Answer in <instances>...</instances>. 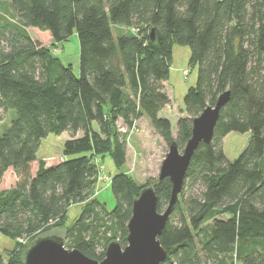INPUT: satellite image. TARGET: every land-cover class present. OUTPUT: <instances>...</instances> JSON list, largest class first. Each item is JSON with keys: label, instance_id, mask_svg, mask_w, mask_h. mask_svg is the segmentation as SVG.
Wrapping results in <instances>:
<instances>
[{"label": "trees", "instance_id": "1", "mask_svg": "<svg viewBox=\"0 0 264 264\" xmlns=\"http://www.w3.org/2000/svg\"><path fill=\"white\" fill-rule=\"evenodd\" d=\"M74 33L78 74L51 52ZM174 43L190 48L198 68L176 138L160 115L171 103L165 82ZM227 90L213 137L194 151L159 236L160 264H264V0H0V108L11 112L0 132V186L8 173L14 180L0 188V235L27 240L7 257L0 252V264H23L27 246L64 227L74 203L85 204L66 230V248L101 260L111 240L125 246L142 187L123 171L111 176L108 210L91 198L100 176L92 160L108 155L120 168L125 141L116 124L129 129L142 117L183 148L192 119ZM64 131L61 153L38 158L41 140ZM232 131L250 139L230 161L222 140ZM196 184L200 192L187 193ZM150 185L161 212L172 184Z\"/></svg>", "mask_w": 264, "mask_h": 264}, {"label": "rangeland", "instance_id": "2", "mask_svg": "<svg viewBox=\"0 0 264 264\" xmlns=\"http://www.w3.org/2000/svg\"><path fill=\"white\" fill-rule=\"evenodd\" d=\"M29 33L33 35L34 29L31 28ZM51 52L56 55L63 64H70L74 73L78 74L79 43L76 33L72 34L69 39L52 45ZM189 59L190 48L187 45L174 43L172 47L171 66L166 81V90L171 98V103L160 113L161 116L170 120L172 125V136L174 138H176L177 135V120L187 116L186 112L183 111V98L188 89L195 86L197 80L198 68L197 66L190 65ZM184 70L186 71V75L183 74ZM10 118L11 112L3 111L0 108V132L5 126L9 125ZM116 126L118 132L121 134V139L125 141L124 164L120 168H117L108 155L101 161H99L98 158L92 160L94 163L97 162L100 164V176L93 186L91 198L98 199L108 210H111L115 205V198L109 188L110 177L123 171L131 177L137 186L142 188L149 186L158 178L160 165L168 152L169 146L145 117L139 118L133 128L128 129L124 127L121 122H117ZM68 137L69 133L66 131L62 132L60 135H47L40 142L37 157L43 158L60 154L62 144ZM249 139V132L239 133L232 131L228 133L222 140L223 151L228 160L233 161L236 159L248 144ZM182 149L183 148H180L179 150L182 151ZM13 181L12 174L8 173L0 188L13 186ZM187 189V193L197 194L200 192L201 186L196 184L192 188ZM84 204L85 203L71 204L67 210L64 227H53L49 230L50 234L62 238L64 243L68 244L69 238L66 236V230L71 227L78 216L81 215ZM90 221H92V219ZM93 227L95 231L99 229L96 226ZM97 234L101 236V228ZM43 235L47 234H41L40 236ZM26 241L25 239H18L15 241L0 235V252L4 257H7L18 248L20 244H25ZM20 248H23V246ZM97 250H100V248Z\"/></svg>", "mask_w": 264, "mask_h": 264}, {"label": "water", "instance_id": "3", "mask_svg": "<svg viewBox=\"0 0 264 264\" xmlns=\"http://www.w3.org/2000/svg\"><path fill=\"white\" fill-rule=\"evenodd\" d=\"M154 40V33H151ZM230 91L221 93L215 104L206 106L192 119L191 135L182 151L176 141L168 146L158 179L168 178L172 184L171 196L165 210L157 209V195L152 185L143 187L133 199L132 213L127 223L126 245L116 239L106 245L104 257L93 259L79 249L66 248L64 240L53 234L38 236L25 249L23 264H160L166 257V250L159 236L181 192L186 171L198 145L209 143L220 109L229 100Z\"/></svg>", "mask_w": 264, "mask_h": 264}, {"label": "built area", "instance_id": "4", "mask_svg": "<svg viewBox=\"0 0 264 264\" xmlns=\"http://www.w3.org/2000/svg\"><path fill=\"white\" fill-rule=\"evenodd\" d=\"M183 74H185V75H186V71H185V70L183 71ZM133 127H134V126H133ZM133 127H132V128H133Z\"/></svg>", "mask_w": 264, "mask_h": 264}, {"label": "crops", "instance_id": "5", "mask_svg": "<svg viewBox=\"0 0 264 264\" xmlns=\"http://www.w3.org/2000/svg\"><path fill=\"white\" fill-rule=\"evenodd\" d=\"M165 86H166V82H165ZM163 110V109H162ZM161 113V112H160Z\"/></svg>", "mask_w": 264, "mask_h": 264}]
</instances>
